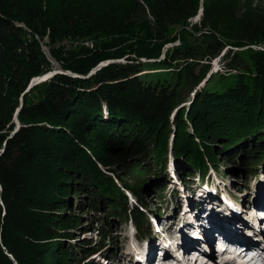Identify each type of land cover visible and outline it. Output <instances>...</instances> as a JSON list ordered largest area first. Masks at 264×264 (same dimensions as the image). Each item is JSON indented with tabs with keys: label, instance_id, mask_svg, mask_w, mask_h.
<instances>
[{
	"label": "trees",
	"instance_id": "1",
	"mask_svg": "<svg viewBox=\"0 0 264 264\" xmlns=\"http://www.w3.org/2000/svg\"><path fill=\"white\" fill-rule=\"evenodd\" d=\"M80 1L0 0V264H81L104 253L107 214L131 218L139 238L150 237L149 217L131 204L127 191L150 207L148 183L159 179L154 197L163 203L161 192L173 179L169 158L177 163L174 176L187 184L197 174L205 180L209 165L219 170L221 161L238 158V151L228 155L239 140L232 134L253 137V156L238 158L248 173L264 156V45H254L264 44V23L240 38L235 33L246 34L241 27L247 18H231L204 3L205 19H211L194 27L206 35L204 43L190 44L186 26L181 44L157 59L162 46L179 37L171 35L175 20L169 14L195 16L199 0H172L176 6L166 11L165 0H128L91 13ZM146 8L156 21L151 30L134 20L147 16ZM40 40L72 74L56 73L29 88L32 78L53 71ZM225 44L232 56L227 70L207 76H217L224 92L205 87L184 111L187 94L210 69L200 60L219 55ZM131 54L138 61L126 57L91 74L101 62ZM181 59L175 83L154 85L147 78ZM75 196L94 213L90 219L99 224L94 232L103 237L101 244L80 237L81 219L78 229L62 226L74 213Z\"/></svg>",
	"mask_w": 264,
	"mask_h": 264
},
{
	"label": "rangeland",
	"instance_id": "2",
	"mask_svg": "<svg viewBox=\"0 0 264 264\" xmlns=\"http://www.w3.org/2000/svg\"><path fill=\"white\" fill-rule=\"evenodd\" d=\"M118 1L119 0H81L80 4L82 5L83 8H85L84 5H88L84 11L85 13L87 12L91 13L93 11H96L97 7L102 8V7L107 6V8L109 9L113 6H117L118 4H122L124 2L126 3L128 0H120L119 2ZM166 1L168 0H165V11L172 10L174 6H176L175 3H172V0H169L168 2ZM194 2L195 0H193V3H192L193 5H194ZM204 3L206 5V8H209V9L211 7L215 9L219 8V10L221 9L223 10V12L225 10V12H228V14L231 15V18L233 17L247 18V21H244L245 27H241L242 29H244V32H246V34L241 35L239 34V32H236V33L234 32L236 36L240 38L250 34L248 31H252L253 29L257 27L262 26V24L264 23V0H199L197 14L195 16H180L176 12L173 14H169L171 16V21L175 20V21H172L169 26V27H172L171 29H174L171 35H174L178 32L179 37L176 38L174 42H169L168 44H165L164 46H162L161 51H160V56L157 59L164 58L165 53L169 48H172L174 45L181 44V41H183V39L181 40L180 35L182 32V29H187L186 26L189 27L188 29L191 28L190 30H188L190 35L187 36L190 44H193V43L195 44L197 42L201 43V41L204 43V40L206 39L205 38L206 35L204 36V33L200 32V30L197 31L194 28L196 25L201 27V25L204 24L203 22L205 19ZM146 9L148 13L147 16L145 14V16L143 17L142 15L141 18L135 17L136 19L134 18V20L135 22H138L139 24L143 22V25L145 26L144 28L151 26L150 29H147V30H151L153 25L156 23V21L154 17L149 13V9L148 8ZM185 17L187 18L185 19ZM207 19L209 21L211 18L208 16ZM207 19H205L206 23L208 22ZM183 21L186 22L185 25L183 24L184 23ZM246 25H248V27ZM48 33H49V30L47 34ZM47 34L45 37L46 40H48ZM209 38L208 40H210V43H212L211 41L212 39H209ZM44 41L40 40V43ZM89 42L90 41H87L85 44ZM46 44L47 43H42V49L45 55L51 60L53 71H56L57 73L65 72V73L72 74L71 71L69 70L65 71L61 67L60 62L57 61L55 57L51 54L50 46L49 45L47 46ZM61 44L66 47L68 46L67 48L71 47L67 43L66 40H64ZM254 45L256 48H262L264 44L259 42ZM230 49H231V46L225 44L224 48H222V51L220 52L219 55L212 57V58L205 57L203 60H200V62L205 63V65L207 63H210L209 64L210 69L207 75L205 76V79L199 81V83L196 82L198 85L194 86V88L192 87L189 94H187V97H186L187 99L182 104V106H185V109H186L184 111H188V107L191 105V99L193 97V94L197 95L196 94L197 91H201L205 87H209L212 94L217 93V92L219 93L224 92L225 89H223L222 85L217 82V80L219 81V79H216L217 76H213L209 81H207V76L210 75L212 72L219 74L227 70V65L232 60V56L228 55V51ZM126 57L133 58V60L138 61L137 60L138 58H134L133 54H131L129 56L126 55L125 57L120 58V59L105 60L101 62L100 64H98L97 67H95V69L93 70L96 71L111 62H126L128 60ZM143 60L146 61L147 58H143ZM197 60L198 59H195L194 61H197ZM184 61L185 59H181L179 62L180 65L174 68L165 69L166 72L161 73V75H157L153 73V74H149L148 76L147 75L146 76L149 79V81L150 79H152L151 81L153 82L154 85L159 84L161 82L165 84V82L168 83L169 81L173 84L177 80L175 73L177 72L178 69L182 67V64ZM237 61L238 60H234L235 64H238ZM200 67H201L200 65H196V73L200 71ZM152 71H149V72H152ZM151 76L152 78H150ZM35 78L36 77L32 78V80ZM215 82H217V84ZM213 91H217V92H213ZM18 110H16V113L14 116V122L16 126L19 125V121L17 117ZM174 113L175 112L171 113L170 115L171 117L170 124H172L173 129H174L175 122L172 121V116L174 115ZM200 127L201 129H203V127H206V123L201 124ZM240 135L241 134L239 133L232 134L233 136L232 138L239 136V140L234 141L233 143L230 144L229 150H231L232 153H229L228 155L232 156L233 153L238 151L241 153L238 156L239 159L241 158V156H243L244 158H249L250 156H253L251 153V150H253L252 148L253 147V140H252L253 137L246 136V135L240 136ZM217 144H220V143H217ZM224 156H221V160ZM238 158L236 157V159H232V161H230L229 164H226V163L224 164V162L221 161V163H219L220 164L219 170L209 165V171L207 173L205 180H202L199 174H197V176L196 175L192 176L190 178V181L187 184L183 182V179L179 175H175V178H174L177 163L175 164L174 160L172 158H169L167 171H169L170 176L171 178L173 177V179L169 181L170 183L167 185V187H165V191L161 192V195H164V196L166 195V198L162 199L163 203H161L159 199L156 200L154 197L155 192L160 186L159 179L154 178V180L152 179L148 183L150 185L148 186V189H147L149 192L147 200L150 201L149 202L150 207H147L148 208L147 210L149 211V214L151 215V216H147L149 217L148 222L152 221V223L156 224L157 222L159 223L160 221L162 222L163 220L164 224H168V225L172 224L175 230L176 229L182 230L181 227L186 224L185 219L187 218V216H189L188 214L192 215V217L189 220L192 226L194 227V223L196 222V215H195L196 212L193 214L194 208L195 210L198 211L199 214L202 213V216H204L203 217L204 220L212 221L210 218L206 217V213H207V216L209 215L208 213H209V208H210L211 213L216 214L215 216L217 215L219 216V219L222 220L221 223L224 224L225 228H232L234 229V231H241L240 225L235 223V221H241L240 224L243 226V229L245 230L244 236L247 235L246 237H248L249 234L253 231L256 233V228H255L256 223L253 222L254 213H248V210L250 209L249 204L253 202L256 203L257 201L255 198V194L258 195L260 193V190L264 188V156L261 157V159H259V161L257 162V165L252 168L253 171L251 173H248L245 170L246 168L241 165ZM186 160L187 159H185L184 161ZM172 190H175V195H172L171 193ZM129 194H130L131 204H132L136 199H134V197L131 196V193ZM79 199L81 198H78L77 196L74 197V200H73L74 213L72 211L70 212V214L72 215L70 216L68 215L69 217L68 220L64 222L62 226L70 227L69 225L73 224V226H76V228L78 229L80 226L79 220L81 219L82 225L85 228V233H83L84 230H81L80 237L81 238H84L85 236L91 237L94 242H96L97 244H101L103 237L101 235H98L97 232H94V229L97 228L99 224L98 222H95V221L92 222L90 219V216H93L92 214L94 213L92 212L90 208H88L87 205L80 206ZM238 199L242 201L238 202ZM177 204L181 205V207H178ZM104 214L105 213L101 211L100 213H98V216L104 218ZM183 215L184 216L186 215V216L182 217ZM107 216H109L107 220L109 221V224H111V227L108 228V233H107L106 242H105L108 248L106 247L107 249L106 248L103 249L104 251L103 254L98 253L95 256L94 255L89 256V258L85 259L83 262H86V264H93L95 262L97 264H101L100 262H103L104 264H139L140 261L137 258L138 257L137 254H139V251H143L145 249L146 243H145V240L143 242L138 241V240H137L138 242H136L134 240L133 238L134 227H133V222L131 218H129L128 221H119L120 219H118L117 217H114L109 214H107ZM86 219H88L89 221H86ZM259 223L260 222H258L257 225ZM210 225H213L214 227L213 231L217 230V231L226 232L228 230V229L226 230L221 229V227L217 228V226L212 223H210ZM89 230H92V231H89ZM66 231H68V229ZM75 232H77V230ZM183 232L185 235L186 232L185 231ZM128 234H130V238L127 237ZM155 235H156V232L153 233L152 237H154ZM154 240H155V243L159 242L160 246L158 245L157 246H158V249H161L164 243L163 240L158 241L157 237L154 238ZM72 241L74 242V240ZM188 243L192 246L203 245L199 243L198 241L192 242L191 240H189ZM255 246H258L256 242H255ZM153 249H155L156 251L158 250L156 247H153ZM115 252H117V256H118L117 259H114V257H110V254L115 253ZM125 254H127V256L129 257L125 256ZM132 254H134V258H132ZM139 257L141 258V256ZM92 258H95V259H93L92 261L91 260ZM189 258H191V256H189ZM193 258H196V257H193ZM185 261H186V264H192V263L201 264L200 263L201 256L199 257L198 260H195L196 262L187 261L186 258H185ZM83 262L81 264H84ZM205 264H218V262L214 261L213 259L209 261L208 263L206 262Z\"/></svg>",
	"mask_w": 264,
	"mask_h": 264
},
{
	"label": "bare ground",
	"instance_id": "3",
	"mask_svg": "<svg viewBox=\"0 0 264 264\" xmlns=\"http://www.w3.org/2000/svg\"><path fill=\"white\" fill-rule=\"evenodd\" d=\"M48 74V73H47ZM47 74H45V75H43V77H45ZM48 75H50V74H48ZM42 82V81H41ZM260 194H262V195H264V188L262 189V190H260V193L258 194V195H260ZM239 198V197H238ZM257 200V199H256ZM242 200H240V199H238V202H241ZM256 203H257V201H256ZM140 208H142V205L141 204H139L138 202L136 203ZM259 204H261V202H259ZM199 207V206H198ZM196 212V222L194 223V227L192 226V224L190 223V220H186V224L184 225V226H182V227H186L187 229L186 230H184L182 227H181V229L183 230V231H185L186 233H185V236L186 235H188L193 241H198L199 243H201V244H203L204 245V247H205V249H207V251H209V254H210V259H212L211 257L213 256L212 255V249L208 246L209 244H208V238H207V236H209L210 235V233H213V230H214V227H213V225H210V223H212V224H214V225H216L217 226V228L218 227H221V229H228V228H225L224 227V224L223 223H221L222 222V220H220L219 219V216L217 215V216H215L216 214H214V213H211V211H210V208H209V215L207 216V213H206V217L207 218H210L212 221H208V220H206V223L205 224H203V221H204V219H203V217L204 216H202V213L201 214H199L198 213V211L197 210H195V208H194V212H193V214ZM216 213V212H215ZM189 216H187V218H191L192 217V215L191 214H188ZM155 216V215H154ZM186 216V215H185ZM202 217V218H201ZM154 218H156V217H154ZM218 218V219H217ZM208 222H210V223H208ZM254 223H256V233L258 234H256L254 231L253 232H251L250 234H249V236L247 237V239L248 240H253V241H255L256 242V244H258V245H261L262 246V249L264 248L263 247V243H264V232L261 230V228H260V225L258 224L257 225V223H258V221H253ZM235 223L236 224H239L240 225V227H241V231L239 232V233H241V234H239V235H244V232H245V230L243 229V226L240 224L241 223V221H235ZM174 227V226H173ZM247 229V228H246ZM188 231V232H187ZM217 231V230H216ZM227 231H229V230H227ZM223 232V231H222ZM247 236V235H246ZM164 243H163V246L161 247V249H163L162 251H159V252H162V257H164L165 255H171L172 257H173V260L175 261V264H186V261H185V257L184 256H182V255H180V254H177V253H175L174 251H170L168 248H167V243H165V241H163ZM257 242H259V243H257ZM152 251H153V253H152V256L155 258V259H157V252L158 251H156L155 249H153L152 248ZM154 252H156V253H154ZM158 257H159V254H158ZM142 258V257H141ZM162 262V261H161ZM160 262V263H161ZM159 263V264H160ZM204 264L206 263L205 261L203 262ZM227 264H236L234 261H231V262H229V263H227Z\"/></svg>",
	"mask_w": 264,
	"mask_h": 264
},
{
	"label": "water",
	"instance_id": "4",
	"mask_svg": "<svg viewBox=\"0 0 264 264\" xmlns=\"http://www.w3.org/2000/svg\"><path fill=\"white\" fill-rule=\"evenodd\" d=\"M105 65V64H104ZM97 69V68H96ZM95 72V70H93L92 72H91V74L92 73H94ZM55 73H57L56 71H51V72H49L48 74H50V75H46L45 77H43V76H39V77H36L35 79H33L32 81H31V83H30V85H29V88H31L33 85H35L36 83H39V82H41V81H44V80H46V79H48V78H50L53 74H55ZM77 76V75H76Z\"/></svg>",
	"mask_w": 264,
	"mask_h": 264
},
{
	"label": "built area",
	"instance_id": "5",
	"mask_svg": "<svg viewBox=\"0 0 264 264\" xmlns=\"http://www.w3.org/2000/svg\"><path fill=\"white\" fill-rule=\"evenodd\" d=\"M87 44H89V43H87Z\"/></svg>",
	"mask_w": 264,
	"mask_h": 264
}]
</instances>
